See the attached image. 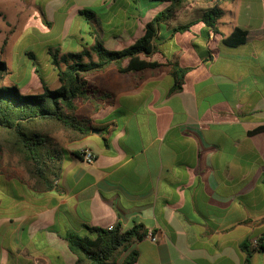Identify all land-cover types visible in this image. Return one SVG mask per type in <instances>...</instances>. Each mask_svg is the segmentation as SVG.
Here are the masks:
<instances>
[{"label":"crops","instance_id":"0c3cea01","mask_svg":"<svg viewBox=\"0 0 264 264\" xmlns=\"http://www.w3.org/2000/svg\"><path fill=\"white\" fill-rule=\"evenodd\" d=\"M8 3L18 6L13 15L21 14L27 31L48 26L61 38L74 31V52L93 44L92 36L107 50H122L168 6L155 0ZM208 8L190 4L158 27L159 52L151 60L183 69L181 89L174 90L168 65L92 73L88 86L107 97L96 112L89 105L85 117L113 122L115 129L62 145V171L47 192L33 190L20 168L0 172V264H74L65 234L134 225L146 231L122 256L136 252L134 264H264V250L247 255L241 247L264 235V0L223 1L219 33L207 35L200 18ZM1 18L11 32L16 28ZM187 24L188 31H174ZM234 28L247 38L227 47L221 40ZM84 149L94 154L92 164L72 156Z\"/></svg>","mask_w":264,"mask_h":264},{"label":"trees","instance_id":"16d2710c","mask_svg":"<svg viewBox=\"0 0 264 264\" xmlns=\"http://www.w3.org/2000/svg\"><path fill=\"white\" fill-rule=\"evenodd\" d=\"M168 3L165 10L158 13L144 26L143 34L131 45L122 50H107L103 44L92 36L93 44L79 52L61 53L58 49L48 50L52 70L55 72L58 87L51 89L41 75L36 76L41 86L39 93H22L16 85L0 83V172L12 171V167L20 168L31 182V188L38 192H47L58 180L65 159V150L56 142L55 134L66 135L69 141H76L87 136L91 131H99L108 135L115 129V123L95 124L89 118L79 117L77 112L83 105H90L93 112L99 107V101L105 93L88 86L86 77L95 72L104 71L114 66L120 74L139 73L154 70L164 65L171 67L174 78V90L181 89L184 70L176 69L177 64L167 62L161 64L151 60L159 52L158 27L174 19L184 7L193 3L209 4L200 21L205 32L219 33L218 20L223 15L221 3L230 0H155ZM86 19H94L91 11L80 12ZM192 24L176 27L174 31L184 32ZM247 31L234 28L223 38L222 44L227 47L242 45L247 38ZM30 57H32L30 55ZM0 63V81L6 70ZM38 70L36 69L35 72ZM179 73L181 75H179ZM107 97V96H106ZM7 152L8 158L2 166V154ZM73 157H81L73 153ZM87 235L80 236L67 233L63 239L69 251L74 255V264H134L136 252L129 248L146 236L142 225H134L130 229L112 230L97 227H86ZM264 235L257 238L255 247L247 242L241 247L250 255L251 251H262Z\"/></svg>","mask_w":264,"mask_h":264},{"label":"rangeland","instance_id":"374dc122","mask_svg":"<svg viewBox=\"0 0 264 264\" xmlns=\"http://www.w3.org/2000/svg\"><path fill=\"white\" fill-rule=\"evenodd\" d=\"M8 1H0V63H4L7 68L5 71L1 70L3 73L7 72L0 81L1 85H16L22 93H39L42 89L36 79L38 74L44 78L49 88L56 89L58 85L55 72L52 70L47 51L54 49H58L61 53L76 51L77 49L70 48L77 41V38L73 36L74 31L71 32V36L66 38H61L57 28L51 29L48 26L45 31L38 27L27 31L24 28V22L21 20V14L17 17L13 15L18 6L15 9L11 8ZM3 14L11 20V23L16 24V28L12 32L5 27V21L1 18ZM225 19L226 17H223L221 21H225ZM89 24L92 30L99 35L97 24L94 22H90ZM83 38L85 41H90L88 36ZM183 40L186 41V38L184 37ZM175 42L177 41H172L170 46ZM167 46L168 44L163 45L164 48H167ZM36 69L38 70L37 72H35ZM87 80L89 83H92L93 74L88 75ZM89 110L90 106L86 104L79 108L77 114L79 117H85L89 114ZM55 137L56 142L60 146L71 142L67 139L66 135L64 136L61 133L55 134ZM0 140L4 142L6 139L4 136H1ZM7 158L8 154L4 151L1 161L3 168L5 167L4 162ZM0 190L5 191V188H1L0 186Z\"/></svg>","mask_w":264,"mask_h":264},{"label":"built area","instance_id":"2783aa9c","mask_svg":"<svg viewBox=\"0 0 264 264\" xmlns=\"http://www.w3.org/2000/svg\"><path fill=\"white\" fill-rule=\"evenodd\" d=\"M81 156H82V159L83 161L86 163V164H92L94 162V159H95V156L94 154L91 152V150L89 149H84L82 152H81ZM113 227H108L107 230H112ZM148 237L152 240V241H155L156 238L155 236H153L151 233H148ZM252 246L255 247L257 245V239L253 240L252 241ZM262 244L264 245V240L262 242Z\"/></svg>","mask_w":264,"mask_h":264}]
</instances>
